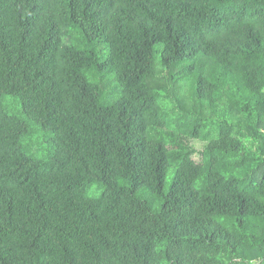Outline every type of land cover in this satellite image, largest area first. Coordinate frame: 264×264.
<instances>
[{"label":"trees","instance_id":"trees-1","mask_svg":"<svg viewBox=\"0 0 264 264\" xmlns=\"http://www.w3.org/2000/svg\"><path fill=\"white\" fill-rule=\"evenodd\" d=\"M0 264H264V0H0Z\"/></svg>","mask_w":264,"mask_h":264},{"label":"rangeland","instance_id":"rangeland-1","mask_svg":"<svg viewBox=\"0 0 264 264\" xmlns=\"http://www.w3.org/2000/svg\"><path fill=\"white\" fill-rule=\"evenodd\" d=\"M193 144H194V143H193ZM197 146H198V147H200V145H199V144H197ZM196 158H198V156H197Z\"/></svg>","mask_w":264,"mask_h":264}]
</instances>
